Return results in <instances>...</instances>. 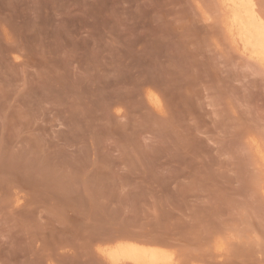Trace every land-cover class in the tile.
<instances>
[{
  "label": "rangeland",
  "instance_id": "obj_1",
  "mask_svg": "<svg viewBox=\"0 0 264 264\" xmlns=\"http://www.w3.org/2000/svg\"><path fill=\"white\" fill-rule=\"evenodd\" d=\"M218 2L0 0V264H264V66Z\"/></svg>",
  "mask_w": 264,
  "mask_h": 264
},
{
  "label": "bare ground",
  "instance_id": "obj_2",
  "mask_svg": "<svg viewBox=\"0 0 264 264\" xmlns=\"http://www.w3.org/2000/svg\"><path fill=\"white\" fill-rule=\"evenodd\" d=\"M218 1L217 4H219V7L216 8L221 9L220 12L222 11L223 13V17L220 19L222 20V24L220 25L223 26L226 37H228L233 45L238 47L246 57L264 66V11L261 9L262 4L260 6V1ZM218 9H216V11H218ZM147 98L149 104L153 105L155 108H160L162 105V101L153 91H147ZM117 237L116 242L109 245L105 243L106 246L103 243L104 246L100 244L101 247H98V251L102 255L100 256L108 260V262H110L109 264H203L199 261H195V259L193 260V257H191V259L188 258L187 260L179 261L181 258L176 256L178 254H176L175 250L171 249V247L169 249L157 243L150 242L147 244L136 240L123 239L120 234ZM113 241H115V239ZM177 257L180 259L178 260Z\"/></svg>",
  "mask_w": 264,
  "mask_h": 264
}]
</instances>
